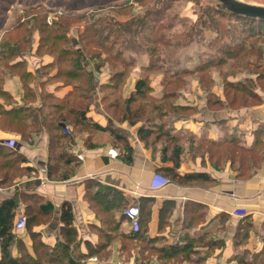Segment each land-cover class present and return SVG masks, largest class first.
<instances>
[{
	"label": "crops",
	"instance_id": "obj_1",
	"mask_svg": "<svg viewBox=\"0 0 264 264\" xmlns=\"http://www.w3.org/2000/svg\"><path fill=\"white\" fill-rule=\"evenodd\" d=\"M242 1L264 7V0ZM190 13L186 10L183 17L195 24L193 15H188ZM39 44L40 38L30 56L35 55ZM203 48L198 60H192L194 69L187 71H195L203 64L201 56L208 53ZM133 58V71L139 70L141 76L136 73L121 85L123 101L137 94V82L143 69L149 66L147 55L142 56L146 63L140 65L136 64L137 58ZM178 58L177 65L188 59ZM92 71L97 78L98 71ZM212 76V92L220 104L209 105L201 83L189 80L186 88L177 92L174 103L171 102L172 107L183 110L154 116V124H159L162 129L157 133V128L144 125L140 118L142 113L133 114L135 123L119 114L115 113L113 117L108 113L110 110L102 104L105 95L101 92L114 86L111 75H101L97 80L96 99L94 97V104H89L86 117L89 122L115 131L119 138L110 132L75 137L72 134L75 123L80 122L68 112L74 108L70 104L73 90L59 83L60 80H54L55 86H51L49 94L59 101L66 121H58L59 113L54 112L57 116L53 122L60 127L66 125L70 132L65 134L73 136L67 150L76 161L69 178L60 181L48 177L52 131L43 124L41 114L38 116L39 133L34 134L32 140H25L16 131L0 130V151L13 155L12 158L0 157V164L11 162L0 168V208L11 199L17 203L12 229L14 240L10 247L12 258L21 263L23 254H27L37 262L39 257L43 260L46 256H49V263L57 261L65 239L60 217L65 202L73 207L76 230V240L68 250V256L73 258L74 246H78L82 264H237L238 245L244 243L242 251L264 253V162L251 177L241 178L237 163L227 161L216 167L212 155L201 147V141L218 143L236 139L245 148H253L256 141L264 142V79L255 75L245 77V74L229 77L227 81L233 84L252 82L259 99L256 106L230 108L224 94L225 80L220 73ZM164 79L163 75L150 77V92L142 106L144 109H148L152 100L164 104ZM46 83L42 79L31 85L34 96L28 99L19 78L7 81L4 91L11 96L13 105L3 103L5 110L27 106L40 109L43 105L41 89L51 84ZM72 121L74 124H68ZM142 129L146 132L140 133ZM170 144L174 145L173 151L169 150ZM112 150L118 156L112 157ZM79 155L83 160L78 159ZM16 156H20V160H16ZM156 175L167 177L170 183L161 189H152L150 185ZM191 176L194 178L190 179ZM89 184L92 185L90 189ZM107 189L120 192L126 201L124 209L110 212L102 209L100 213L91 206L97 205L92 200L94 194ZM88 190L91 191L89 200L86 198ZM42 204H52L54 211L43 213ZM131 206L140 208L139 233L132 230V224L124 214ZM22 216L26 220L29 216L38 218L37 223L30 227L27 220L24 228L16 229ZM245 222L253 227L246 242L236 239ZM43 249H50L49 255L43 253ZM94 257L97 262H91ZM2 258L0 240V262Z\"/></svg>",
	"mask_w": 264,
	"mask_h": 264
},
{
	"label": "rangeland",
	"instance_id": "obj_2",
	"mask_svg": "<svg viewBox=\"0 0 264 264\" xmlns=\"http://www.w3.org/2000/svg\"><path fill=\"white\" fill-rule=\"evenodd\" d=\"M217 4V2L211 0H0V58L4 56L3 52L10 48V46L5 47L7 40H13L17 35H25L26 37L31 35V38L33 37L30 46H22V53L19 56L8 59L9 64L24 62L21 67L18 66V69L15 70L1 68L0 79H4L5 81L0 82V87L4 90V85L7 81L13 78L20 79L19 76L24 74V72L26 74L30 72L29 74L32 75V78L25 80L26 85L30 86L38 80L43 79L48 81L50 75L58 69H61L63 74L69 73L71 70L68 71V69L71 63L61 61L65 59L70 60L71 57L75 61L76 57L71 54L75 53L79 57L76 60L78 66L89 64L90 70L96 69L98 66L105 67L101 68L102 70L96 73L97 78L90 79V82L87 81L88 75H86V70H84V75L80 73L81 76H79L80 79L78 81H71L66 77L58 79L60 80L59 83L73 90L71 106L84 110L86 107L89 108L91 104H94L96 90H99V88L96 89L94 87V83L100 79L101 75H111L113 77L116 71L124 70L125 74H127V80L132 75L135 77L134 74L136 73L138 77L139 75L141 76L139 70L135 73L133 67L129 70V67L122 65L126 60L135 62L133 56L137 58L136 64L139 63V65L146 63V59L142 60V56L147 55L148 58L150 55L153 56V63L161 62L162 68L153 71L150 77L152 75H163L168 82L171 81V78L167 76L170 75V72H176L179 66L186 70L194 69L192 60L193 58L198 60L199 52L204 51L203 47L208 51L207 54L205 52L201 56L203 62L206 60L213 61L215 60L214 57L227 58L241 53L243 56L248 53V49L251 47H259L264 50V42L261 36H257L255 32L253 36H248V34L243 32L245 30V20L219 9ZM186 10H190L191 13L188 15H193L192 18L196 21L195 24H191L188 19L183 17ZM162 19L163 22L161 23ZM20 25L23 26L22 29L19 31L13 30L10 34H7L10 30ZM55 35H64L65 39L55 41L54 38L57 37ZM110 35L112 37L105 39V37ZM38 38L44 39V41H40L43 49L41 53L36 52L35 55L30 56L33 53V47L35 48L37 45ZM236 41H246L248 46L235 49L228 56L223 55V52H219L220 49L224 52L229 51L237 43ZM101 45H104L105 49L98 47ZM11 46H15V42H11ZM118 49L125 54V56H122L123 58L116 57ZM61 50L62 52L59 54ZM178 56L188 57V59H183V62L177 65L179 63L177 61L179 60ZM250 56L253 57L249 61H252L257 67L246 66L245 62H242L244 60L230 62L229 59L226 65L211 70L206 75L186 76L184 84L176 90L179 92L186 88L189 80L200 82L201 78L206 76L209 80L202 86V92L207 99L214 102L217 100V97L212 92L214 84L213 81L210 83V78L212 79L213 73H220L221 78L225 80L223 81L226 97L228 90L226 83H232L227 81L229 77H236L238 74H245V77H251L252 75L258 76L264 72V57L260 60L255 54L251 53ZM60 57L61 59H59ZM47 65H51V68L47 69ZM149 65H151L150 58ZM258 65H261L260 69H258ZM30 68L35 72L30 71ZM37 68L38 70L36 71ZM166 72H168V75H166ZM98 73L101 75L98 76ZM145 74L147 73H145L144 68L142 77ZM117 81H113V86L117 84L119 86L123 85L119 84V80ZM21 83L23 85L22 81ZM49 83L51 84L42 87L41 97L42 93L44 95L50 93L51 86H55L56 82L49 80ZM163 88L165 89V87ZM30 90L33 91V88ZM110 93V90L101 92L102 95H110ZM118 94H121L119 87L114 94H111L113 97L117 96L109 99L115 101L116 109H109L110 112L108 111V113H111L113 117L115 113L124 117L126 107L122 106V103L119 102L120 98ZM0 100L6 106L13 105L11 96H7L6 98L1 96ZM135 101L134 109H141L142 105L146 103L139 96L136 97ZM174 101L172 100L173 103ZM47 103L52 104L54 102L53 100H49ZM104 103L103 101L102 104L106 105ZM153 107L154 103L149 102L148 109L142 111L140 118L143 119L146 127L157 128V133H161L162 129H159L161 126L154 124L156 122L154 116L162 113L165 109H167L166 112H172V110L165 107L159 112L155 111L153 113ZM128 113L130 114V112ZM74 122H68V124H74ZM91 125L89 122H86L84 125L75 123L72 134L77 138H84L86 134L92 133L90 131L92 129L90 128ZM61 127L64 133L70 132L66 128V125H61ZM157 136L158 138H162L159 135ZM173 146V144H170V151H173ZM126 210H124V214ZM245 244L238 245V249L240 250L237 249L236 260L239 262L243 259L246 261V264H264V253L242 251L241 247L245 246ZM78 251L79 247L74 246V254L72 256L74 260L78 259L76 258ZM43 253L49 255L50 249L49 251L43 249ZM48 258L49 256H46L43 259L46 260L44 262L42 257H39V262H37L27 254H23L20 264H66L68 260V257L63 256V258L60 257L57 261L49 263ZM78 260L82 264L81 259L79 258Z\"/></svg>",
	"mask_w": 264,
	"mask_h": 264
},
{
	"label": "trees",
	"instance_id": "obj_3",
	"mask_svg": "<svg viewBox=\"0 0 264 264\" xmlns=\"http://www.w3.org/2000/svg\"><path fill=\"white\" fill-rule=\"evenodd\" d=\"M242 19V18H241ZM46 20V19H45ZM244 21V26H245V30H243V32H245V34H248V36H253L254 32L257 34V36H261L263 38V42H264V23L263 22H259V21H253V20H248V19H243ZM163 22V19L161 21V23ZM45 25V23H44ZM23 26L20 25L18 27L13 28L12 30H10L7 34H10L11 32L14 31H19L20 29H22ZM156 30V29H155ZM42 32V31H41ZM155 32V31H154ZM27 33H29L27 31ZM156 33V32H155ZM157 34V33H156ZM57 36V35H55ZM67 37V35H66ZM109 37H112V35L105 37V39H109ZM123 37V36H121ZM163 37V36H162ZM31 35H29L28 37H26L25 35H17V37H15V39L13 40H7V44H5V47H9L10 48L3 52L4 56L0 58V70L1 68H7L9 70H15L18 69V66L21 67L22 63L24 62H17L15 64H9L8 63V59L14 58L19 56L22 53V46L24 45H29L30 46V42L32 43L33 37L31 39ZM68 38V37H67ZM253 38V37H252ZM42 39V37H41ZM40 41H44L41 40ZM63 40L65 39L64 35H58L57 37L54 38L55 41H59V40ZM11 42H15V46H11ZM40 42L39 47L37 49V53H41L43 47H42V43ZM237 42V41H236ZM247 42L246 41H238L237 43H235L233 45V47H231L229 49V51L224 52L221 51V49L219 50V52H223V55H229L230 52H234L235 49H241L242 47H246ZM256 46V45H255ZM102 49H105L104 45L98 46ZM32 49V48H31ZM52 49H54L52 47ZM248 53L245 55H236V56H229L227 58H218V57H214L215 60H210V61H205L203 62V64L201 66H199L195 71H187V70H177L174 73H171L170 71V75H168V72H166V75H168L167 77L171 78V81L167 82V79H164L163 84L165 85V101L163 100V103H160L156 100H152L151 102L154 103V109L152 110L153 113L159 112L161 109H164L165 107H168L169 109H171L174 112H178V110H183V109H178L175 107H172V100H174V98L177 97V88L182 86L185 82V77L186 76H192V75H200V74H207L208 72H211V70L214 69H218L223 67L224 65H226L228 62L227 60L231 61H237V60H244L242 62H245L246 66H250V67H257V65H255L252 61H249V59L253 56H250L251 53L255 54L256 57H258V59L262 60V58L264 57V50L262 48L256 47V48H249L248 49ZM62 50L59 51V54H61ZM73 54L76 59L75 61L72 60L73 57L70 58V60H62L61 62H65V63H71L70 68L68 69L71 70L69 73L66 72L65 74L62 73L61 69H58V72L56 73L55 76L50 77V81H54L56 79H61L62 77H66L71 81H78L80 79L79 76L80 73L81 74H85L84 70H86L88 75V82H90V79H95V75L93 73L92 70L89 69V64H84L83 66H78L76 64V60L79 58L77 54L75 53H71ZM149 54V53H148ZM125 56V54L118 49L117 51V55L116 57H122ZM70 56V55H68ZM242 56V57H241ZM115 57V56H114ZM123 58V57H122ZM156 59V57H154ZM61 59V57L59 58ZM150 59H151V65H149L147 68H145V74L143 77H141V79H139V81L137 82V94L135 96H133L132 98H130L129 100L123 101L121 99V94L119 95L120 98V103H122V106L124 105L125 108V115L124 118L128 121H131V123H135L136 119H132L133 114L136 115L138 113H142V111L146 110L143 107H141V109H134V104H136V97H141V99H143L144 101L148 100L146 98H148L150 89L149 84H150V75L153 71L155 70H160V68H162L161 62H157V63H153V56L150 55ZM124 60V59H123ZM57 61V59H56ZM60 62V61H59ZM58 62V63H59ZM82 62V61H81ZM105 64V63H104ZM124 67H129L132 69V67H134V62H129L126 60V62L124 61L122 64ZM261 65H258V69H260ZM51 68V65H47L46 67ZM101 68V66H98L95 70L99 71ZM77 70V71H74ZM5 72V71H4ZM3 72V73H4ZM74 72V74H73ZM78 72V74H77ZM30 72H28V74H26L24 72V74L20 75V80L23 82V87L25 89V94L26 97L28 99H30L31 97L34 96V92L31 91L30 89V85H26L25 80H28L30 78H32V75L29 74ZM259 79H264V72L260 73L258 75ZM112 79V85L114 82H118L117 80H119V84H125V82L127 81V74H125V71H116L113 75ZM49 80L47 81L46 84L49 83ZM175 80V81H174ZM182 80V81H181ZM207 79L206 76H203L200 80V83L202 86H204L207 83ZM5 81L4 79H0V82ZM86 81V82H87ZM114 81V82H113ZM175 82V83H174ZM177 82V83H176ZM212 82V79L210 78V83ZM179 83V84H178ZM117 84V83H115ZM118 85V84H117ZM114 86V87H110L109 90L111 91L110 95H105L103 101L105 102V108L108 109H116V103L115 101H111L109 99L114 98L116 96H111V94H114L117 90V88L119 87V90L121 91L122 86L118 85V86ZM175 86V88H174ZM94 87H97V82L94 83ZM226 87L228 88L227 90V94H226V99H227V104L229 105L230 108H242V107H248L249 105H257L259 102V99L257 97V94L254 92V88H253V83L250 82L249 80L243 82V83H237V84H233V83H226ZM173 88V89H172ZM28 91V93H27ZM44 93H42V98H43V105L42 107L39 108H32V107H19V108H14L11 111H6L4 105L0 102V130L5 131V132H17L19 133L25 140H32L34 134L39 133L40 130V119L38 118V116L41 114V116L43 117V124L46 125L48 130H51V140H50V155H49V160H48V177L51 179H57V180H65L67 178H69L70 176V172L71 170H73V163L74 161H76L72 155H69L67 148L70 147V144L73 142V136L72 134L70 135H66L62 128L60 126H58L57 123L53 122V120H56L55 115L57 116L56 113H59V116L57 117V120H64L66 121L65 117H64V113L61 111L62 107L59 104L58 100H55V98L53 97V95L47 93L44 96ZM7 97L10 95L5 92L3 90L2 87H0V97ZM49 100H53L54 103H47ZM108 101H111L110 103H107ZM158 102V103H157ZM254 103V104H253ZM208 104L209 105H219V101L216 100L214 102H212L210 99H208ZM145 105V104H143ZM142 105V106H143ZM133 107V108H132ZM89 108L86 107L84 110L83 109H79V108H72L70 111H68L71 115H75L76 116V120L80 122L81 125H84L86 122H89V119H87L86 117V113L88 112ZM167 109H165L163 112H166ZM191 111V109H189V112ZM130 112V114L128 113ZM162 112V113H163ZM128 113V114H127ZM160 113V114H162ZM69 114V115H70ZM158 114V115H160ZM157 115V114H156ZM78 116V119H77ZM91 121V120H90ZM91 123V127L92 129H90V131L92 132L90 135H93L94 133H98V132H110L112 136H117L116 132L113 130H110L107 127H102L100 125H98L97 123H93L92 121L89 122ZM14 130V131H13ZM146 130L142 129L140 133H145ZM107 134V133H106ZM150 134V133H149ZM142 138H145L144 135H141ZM148 137H146L147 139H150V135H147ZM118 137V136H117ZM116 137V138H117ZM119 138V137H118ZM94 148V146H91ZM201 147L203 149L206 148V151L212 155V159L216 161V167H221L224 163H226L227 161H230L233 164H238L237 167V173L238 176L241 178H248L251 177L253 175L254 170H256L257 168H259L262 163L264 162V142L261 141H256L255 146L253 148H245L241 145V143L236 140V139H232V140H226L224 142H209V141H201ZM15 156V155H14ZM0 157L5 159V158H12L13 155H9V153H5L3 151H0ZM17 157V156H16ZM16 160H20V156H18L16 158ZM12 161V160H10ZM11 162H8L7 164H0V168L2 167H6L9 166ZM63 163V164H62ZM1 171V170H0ZM204 177V175H201V178ZM167 178V177H165ZM190 179H193L194 177L191 176L189 177ZM92 188V185L89 187L88 189ZM91 191H87L86 194V198L87 200H89V196L91 193H89ZM98 199H95V197ZM94 199L97 202V205L95 204H91V206H93V208L95 210H97V212H100V210H106L108 212L110 211H116V210H122L126 205V201L123 199L122 195L120 194V192L115 191V190H111V189H107V190H101L100 192H98L97 194H94ZM91 200V203H92ZM16 201L14 199L8 200L6 202H4L0 208V240H1V250H2V255L3 258L0 262V264H20L18 262V260H14L11 256L10 253V247H11V243L14 240V235L12 234V229H13V222H14V218H15V213L14 210L16 208ZM41 211L43 213H50L54 211V206L52 204H42V206L40 207ZM101 213V212H100ZM139 216H140V208H139ZM60 217H61V221L63 222L64 226L62 228V233L65 237L62 245V248L59 245V249L61 248V250H59V254H58V259L60 257L63 258V256H67L68 260L66 264H80V261L78 260L79 258H81V256L78 253V256L76 258V260H74L73 258H70L68 256V250L71 248L72 244H74L75 240H76V230L73 227V222H74V213H73V207L69 202H65L63 203V205L61 206L60 209ZM38 218L35 217H28V226L31 227V225L33 226L34 224H36ZM39 221V220H38ZM141 224V223H140ZM241 231L239 230L238 234L236 235V239L239 241H245L247 239V237L249 236L250 232L252 231L253 227L251 226L250 223L245 222L243 227H241ZM249 230V231H248ZM141 232V227H140V231ZM138 232V233H139ZM247 241V240H246ZM245 241V242H246ZM49 251V249H48ZM79 252V251H78ZM67 253V254H66ZM260 256V255H259ZM238 264H246V261H244L243 259L241 261L238 262Z\"/></svg>",
	"mask_w": 264,
	"mask_h": 264
},
{
	"label": "water",
	"instance_id": "obj_4",
	"mask_svg": "<svg viewBox=\"0 0 264 264\" xmlns=\"http://www.w3.org/2000/svg\"><path fill=\"white\" fill-rule=\"evenodd\" d=\"M217 2V7L232 15L264 23V7L252 5L242 0H211Z\"/></svg>",
	"mask_w": 264,
	"mask_h": 264
},
{
	"label": "built area",
	"instance_id": "obj_5",
	"mask_svg": "<svg viewBox=\"0 0 264 264\" xmlns=\"http://www.w3.org/2000/svg\"><path fill=\"white\" fill-rule=\"evenodd\" d=\"M111 156L115 157V156H118V154L114 150H112ZM78 159L83 160V157L81 155H79ZM156 177L153 179V181L150 185L152 189H161L170 183V180L168 178L158 176V175H156ZM125 215L130 220V222L132 224V230L134 232H138L140 230L139 208L137 206L136 207L131 206V207L127 208V210L125 211ZM26 222H27L26 218L24 216H22L20 218V220L18 221V223L16 224V229L24 228L26 225ZM97 260L98 259L96 257H94L91 259V262H97Z\"/></svg>",
	"mask_w": 264,
	"mask_h": 264
}]
</instances>
